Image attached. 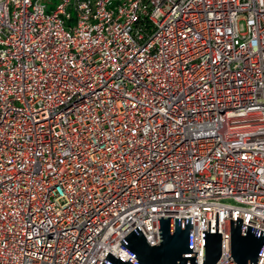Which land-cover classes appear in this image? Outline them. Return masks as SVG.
Instances as JSON below:
<instances>
[{
	"label": "built area",
	"instance_id": "obj_1",
	"mask_svg": "<svg viewBox=\"0 0 264 264\" xmlns=\"http://www.w3.org/2000/svg\"><path fill=\"white\" fill-rule=\"evenodd\" d=\"M157 217L196 264L264 232V0H0V264L135 261Z\"/></svg>",
	"mask_w": 264,
	"mask_h": 264
},
{
	"label": "water",
	"instance_id": "obj_2",
	"mask_svg": "<svg viewBox=\"0 0 264 264\" xmlns=\"http://www.w3.org/2000/svg\"><path fill=\"white\" fill-rule=\"evenodd\" d=\"M230 219V256L234 264H256L264 246V232ZM159 243L149 245L138 226L121 241L120 247L136 258L124 261L106 255L101 264H196L192 252V217H157ZM202 264H216L221 256V234L202 231Z\"/></svg>",
	"mask_w": 264,
	"mask_h": 264
}]
</instances>
